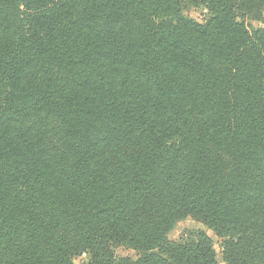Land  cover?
I'll list each match as a JSON object with an SVG mask.
<instances>
[{"label": "trees", "instance_id": "16d2710c", "mask_svg": "<svg viewBox=\"0 0 264 264\" xmlns=\"http://www.w3.org/2000/svg\"><path fill=\"white\" fill-rule=\"evenodd\" d=\"M186 218L264 264V0H0V264H219Z\"/></svg>", "mask_w": 264, "mask_h": 264}, {"label": "rangeland", "instance_id": "374dc122", "mask_svg": "<svg viewBox=\"0 0 264 264\" xmlns=\"http://www.w3.org/2000/svg\"><path fill=\"white\" fill-rule=\"evenodd\" d=\"M184 15L200 24L206 23L210 16L207 9L202 5L189 6L184 10ZM247 25L251 29H257L262 24L258 21H247ZM200 234H205L211 239L219 264H226L223 261L221 240L209 228L192 218L175 222L174 226L168 232V239L171 242L183 243L196 240ZM115 253L117 259H130L133 262L138 259L135 251L124 247L118 248ZM88 262L89 256L87 254H83L74 259L75 264H87Z\"/></svg>", "mask_w": 264, "mask_h": 264}]
</instances>
